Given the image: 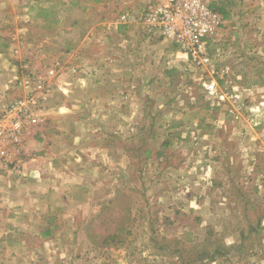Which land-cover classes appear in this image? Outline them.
I'll list each match as a JSON object with an SVG mask.
<instances>
[{
	"label": "rangeland",
	"instance_id": "obj_1",
	"mask_svg": "<svg viewBox=\"0 0 264 264\" xmlns=\"http://www.w3.org/2000/svg\"><path fill=\"white\" fill-rule=\"evenodd\" d=\"M150 1L11 0L0 16V64L16 84L30 74L44 78L58 64L65 88L84 80L92 89L98 66L105 72L104 60L93 56L108 54L97 40H115L113 23L120 35L128 27L141 34ZM246 1L238 26L223 20L209 41L211 68L183 63L163 79L131 73L132 85L148 80L153 88L162 107L153 115L129 109L131 125L111 126L105 118L96 126L90 106L76 107L78 87L60 98L69 106L65 119L81 114L79 132L94 133L83 136L84 172L61 189L69 204L28 199L33 184L10 159L0 160V264H264V0ZM141 38H126L135 72L146 62ZM210 80L222 99L207 95ZM44 117L22 139L43 137ZM21 145L16 150L34 151L29 141ZM108 236L115 240L105 242Z\"/></svg>",
	"mask_w": 264,
	"mask_h": 264
},
{
	"label": "crops",
	"instance_id": "obj_2",
	"mask_svg": "<svg viewBox=\"0 0 264 264\" xmlns=\"http://www.w3.org/2000/svg\"><path fill=\"white\" fill-rule=\"evenodd\" d=\"M221 1L218 0V3ZM10 2L11 0H0V16L5 12V8L9 6ZM213 2L215 3V0H213ZM224 2H229L231 5L230 8L227 9L229 17L224 21H229L228 23H231L232 26L237 25V17L241 15L247 1L225 0ZM221 4L223 3L218 5ZM226 24L227 22L225 25ZM117 26V23L111 24V30L116 35L115 40L111 39L112 41L106 43L97 40L100 44L108 45V54L106 58H94L93 56L95 60L100 62L103 60L105 61L101 63L104 65L105 72L102 73L103 69L101 65L98 66L99 69H95V76H97V78L94 76L93 80L90 79L89 82L93 85L92 89L85 88L90 85L83 83L84 80H82L81 84L72 85L70 87L73 91L78 87L76 91H78L77 94L79 95L77 99L76 96H74L73 99L79 104L76 107L82 109V107L90 106L91 110H93L92 118L96 117V120L92 121V125H95L94 123L97 121L98 123L96 126L104 124L103 120H105V118H107L106 120L111 126H129L132 124V112L130 113L129 109H131V111L134 109L141 111L148 110V113L152 114L153 111L161 107L157 108L154 104L153 88L149 86V81L140 82L139 80L138 85H132L128 79L131 73L139 79L148 77L163 79L164 75L178 71L181 64L185 63L182 55L177 50L175 51L174 48L172 49V46H175L168 41L162 40L161 37L152 38L151 36L154 35L150 34L146 36L143 30H140L141 35L138 29H132L130 27H128L127 31L123 35L121 34V36ZM140 28H144L143 23ZM131 34L140 35L142 37L138 42L142 47L143 58L146 62H144L142 70L139 69V72L133 71L128 63L130 46L133 42L130 39L126 40V38L131 36ZM146 37H148V39ZM90 42L88 38L84 40V42L82 41L76 55L83 56ZM175 49L177 48L175 47ZM167 58L166 64L169 67L164 66V60ZM82 60H84V58H82ZM167 68L170 70H167ZM3 70L2 64H0V95L5 96V98L13 99L21 93L15 86V73L11 70V75L9 74V77H7L8 73L6 72V74L5 70ZM98 74H101V76L98 77ZM70 88L68 86L65 88L64 95L59 94L54 97L55 94H53L48 100L46 109L44 110V118H46V120L44 121L43 118L42 121L44 125L48 124V126L47 128L44 126H42V128L39 127L44 132V134L42 133L43 137H38L36 143H34L32 139H28V137L22 139V145L29 141V146H32L34 151H29L27 147H21L18 150L10 151L11 153L9 155L10 161L14 164V169L17 170L16 173L26 176L29 182L33 184V188L30 190L31 192L26 195L27 198L41 201L40 203L47 207L69 204L68 197L64 192L62 193L61 189L66 186V182H72L75 180L76 175H80L84 172L85 169L82 170L84 163L82 157L85 150L83 149L82 142L85 137H93L94 134H84L86 131L82 134L79 132L81 130L79 126L82 122V118L80 117L81 114L70 119V121H73V124L65 119L69 116L66 113L69 106L66 108L65 105H63L65 102H61L60 98L64 99L72 96L74 92L71 91ZM135 88H139L140 90L139 97L131 95L132 93H137V89ZM128 97H137L138 99L135 98L134 100ZM142 97H144L145 100H143ZM144 102H146L145 105ZM71 107L75 106L72 105ZM122 108L123 111L120 110ZM39 124H41V122ZM70 125L73 126L70 127ZM73 127H75L74 133L72 130ZM58 129L60 130L59 133H61V136L64 135L65 137H55L52 135V133L59 134L57 131ZM115 134L116 131L111 130L109 137H114ZM89 152L94 155V149H90ZM71 160H73V162H71ZM73 165L78 166V168L76 170L71 169L70 167Z\"/></svg>",
	"mask_w": 264,
	"mask_h": 264
},
{
	"label": "built area",
	"instance_id": "obj_3",
	"mask_svg": "<svg viewBox=\"0 0 264 264\" xmlns=\"http://www.w3.org/2000/svg\"><path fill=\"white\" fill-rule=\"evenodd\" d=\"M125 19V15L119 17L120 22ZM142 23L148 34L173 44L189 66L212 67L208 43L223 20L210 9L207 0H151ZM44 75L40 78L30 74L27 80L18 81L16 87L21 93L13 99L0 95V160H9L10 151L21 144L26 128L41 120L50 97L65 94L60 65L50 67ZM205 90L211 98H223L213 80L205 84Z\"/></svg>",
	"mask_w": 264,
	"mask_h": 264
},
{
	"label": "trees",
	"instance_id": "obj_4",
	"mask_svg": "<svg viewBox=\"0 0 264 264\" xmlns=\"http://www.w3.org/2000/svg\"><path fill=\"white\" fill-rule=\"evenodd\" d=\"M94 1L95 2H99V0H94ZM209 7L214 12L218 13L221 16L222 20H225V19H227L229 17V12L225 8L224 4L216 5V3L213 2V3L209 4ZM114 238H115L114 236H108V237L103 238V240L105 242H107V241L111 242L112 240H115Z\"/></svg>",
	"mask_w": 264,
	"mask_h": 264
}]
</instances>
